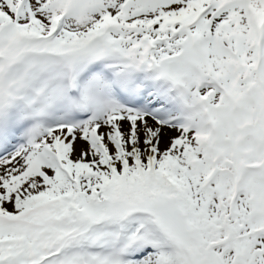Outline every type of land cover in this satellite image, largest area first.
I'll return each instance as SVG.
<instances>
[{"label":"snow or ice","instance_id":"obj_1","mask_svg":"<svg viewBox=\"0 0 264 264\" xmlns=\"http://www.w3.org/2000/svg\"><path fill=\"white\" fill-rule=\"evenodd\" d=\"M0 264H264V0H0Z\"/></svg>","mask_w":264,"mask_h":264}]
</instances>
